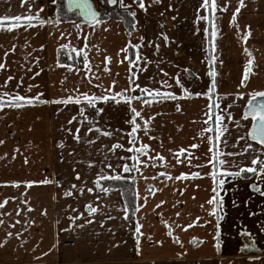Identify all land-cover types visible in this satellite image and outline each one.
Here are the masks:
<instances>
[{
	"label": "crops",
	"instance_id": "1",
	"mask_svg": "<svg viewBox=\"0 0 264 264\" xmlns=\"http://www.w3.org/2000/svg\"><path fill=\"white\" fill-rule=\"evenodd\" d=\"M58 2L0 0V16L45 21L0 28V94L38 97L22 107L5 97L0 108V264H264V174L221 176L227 182L217 180L214 192L207 163L217 115L216 146L233 153L222 157L230 171L264 161L244 114L249 96L264 91V0H215L214 21L202 0H143V8L117 0L135 14L131 33L118 19L62 21ZM204 15L211 22L197 19ZM194 32L204 41L196 59L187 46ZM60 51L82 64H61ZM84 95L109 99L90 105ZM141 145L144 153L135 151ZM117 174L134 183L132 219L121 190L103 184ZM213 196L222 202L215 214Z\"/></svg>",
	"mask_w": 264,
	"mask_h": 264
},
{
	"label": "snow or ice",
	"instance_id": "2",
	"mask_svg": "<svg viewBox=\"0 0 264 264\" xmlns=\"http://www.w3.org/2000/svg\"><path fill=\"white\" fill-rule=\"evenodd\" d=\"M26 0H21V3H25ZM57 0H52L53 4H56ZM117 2V0H107V3L109 4H115ZM137 2L139 3V6L141 8L144 7L143 4V0H137ZM238 3L240 5V7L243 6V2L242 0H238ZM68 5L69 8L71 9L72 7H76L79 8L81 10V15L86 16L87 18H89L91 21H93L94 23H99L100 21L97 20V16L99 15V13L97 11H94L92 9V6L88 3V0H68ZM226 6V5H225ZM201 7L204 8L206 11L209 10V8L211 9V21H214L215 16L214 13L216 12L217 8L219 7L215 0H202V4ZM240 7H237L235 9V11L233 12L232 15V19L233 21H235V17H236V13H238L240 11ZM38 11H42V9H39ZM131 15H135L134 13H131ZM197 19H203L204 21H210V16L209 15H204L203 17H197ZM33 20H36L41 26H43V24L45 23L44 20L40 19L39 16H32L31 14L24 16V15H16V16H0V28H6L7 30H12V29H16L18 27H20L21 25H26V26H34L33 25ZM210 21V22H211ZM7 22V23H5ZM205 32L207 34L208 29L205 28ZM218 33V27L212 23L211 24V36L213 39H215V37L217 36ZM250 33H245L244 38L246 39L247 36ZM211 44V42H210ZM214 46H210L209 48V52L211 53V51L213 50ZM245 51L247 52L248 50L245 49ZM7 55V54H5ZM249 59L245 65L244 68V76L241 80V84L243 85L245 80L247 79L249 73L251 72V68H252V64H253V60L251 58V54L249 53ZM213 60H215V56H212V58L209 60V65L212 64ZM85 65H87L88 61L85 59L84 61ZM5 65L3 63H0V69L4 68ZM208 75L210 77H215L216 73L214 70H210ZM12 77H8V80H11ZM177 83H179V81H177ZM5 84H7V81H5ZM214 83L209 86L208 88V93H212L214 91ZM142 91H149L148 89H142ZM151 94L155 95V96H169L170 93H163L161 94L159 91H153ZM207 94V93H206ZM117 96H120V93L116 94ZM197 95H199V93H197ZM238 96H243V93H237ZM264 97V91H260V92H254L249 96V100H248V104H247V111L245 113V115H251L253 121H258V123H254L253 124V131L250 133V135L252 136V138L254 140H258L260 144L264 145V99H260L257 100L256 97ZM5 97L8 98L7 100V105L11 106V107H22L24 105H30L33 104L38 97H25L23 95H20L19 93H17L16 95H10L8 92H3L2 94H0V108H3L6 106V102H5ZM73 98L72 97H68L66 100H62V101H55L58 103H67L69 101H71ZM83 99L87 100L88 103L90 105H92L96 100L99 99H103V100H107L109 99V97L107 96H102V97H96V96H91L89 97L88 95H84ZM126 99H132V97H126ZM77 103H79V98H77L76 100ZM218 107V105H217ZM131 111L133 113H135L136 116H139L140 113L136 112L135 109H131ZM231 118V117H229ZM222 120V117L220 115L216 116V135L215 137H209L210 140L213 141V145L212 147L209 149V152L212 153L211 159L207 162L208 164L211 165L212 170L209 173L213 179V191L215 192L216 190V181L219 180L220 185H223L224 183H226L227 181L225 179H220L221 176L224 177H240L242 173L248 172V173H256V175L258 176V178L261 176V174H264V161L258 160V159H253L251 161V165L252 166H248L245 168H240L237 171H230L229 169L231 167H234V165H230L229 162L225 159H223V156H227V155H233V153H222L219 151V149L216 146V141H219L220 136L222 134V126L220 125V121ZM69 123H71V121H69ZM132 124H133V128H132V132L134 133L136 131V128L138 127V125H136L135 119L132 120ZM147 127V121H145V128ZM210 129H205L204 131H209ZM78 131V130H77ZM105 135H109L110 133L105 132ZM130 135V140L134 141L135 137ZM78 139V137H76ZM0 143H3V141H0ZM113 147H122L121 145H113ZM147 145H141L140 148L135 149V151H138L140 153H144L145 149L147 148ZM129 151H133V149H129ZM133 160H136L137 157L133 156L132 157ZM256 165H259V171L257 172ZM134 167V166H133ZM124 170L128 171L129 170V166L128 165H124ZM182 176L184 174H181ZM77 178H79V174H77ZM112 180H120L123 179L119 174L114 175L112 177H110ZM47 182V181H44ZM18 183V182H13ZM24 183H26L27 185H31L33 183H39L37 181H25ZM108 189H105V191H107ZM259 187L257 186V191H259ZM91 191V189H90ZM264 194V193H262ZM65 195H70V193L66 192ZM161 203H163V201H161ZM208 203L210 205H216V207H214L212 209L211 214H215L217 211V208L222 206V202L220 199H218L217 196H213L211 199L208 200ZM91 211H95V209H91ZM135 213L133 212V215ZM177 215H179L177 213ZM199 219V218H197ZM219 219L220 217L217 216V232H216V238L217 240H219V236H220V228H219ZM140 224L137 223L136 225V233L142 235V233H140ZM187 227V226H186ZM264 230V229H262ZM169 235H172L171 232H169ZM175 239V238H174ZM176 242L179 243V240L176 239ZM137 243L139 246V235H137ZM157 243H161V241H157ZM218 246V245H217Z\"/></svg>",
	"mask_w": 264,
	"mask_h": 264
},
{
	"label": "trees",
	"instance_id": "3",
	"mask_svg": "<svg viewBox=\"0 0 264 264\" xmlns=\"http://www.w3.org/2000/svg\"><path fill=\"white\" fill-rule=\"evenodd\" d=\"M58 12L60 15V20L69 21L74 18L73 15L67 14L64 9V0H59L58 2ZM97 11L100 14V19H118L123 21L126 26L128 33H131L134 26V19L130 13L122 11L115 4L107 3V0H97ZM59 62L66 65L80 66L82 64L81 58H75L72 56H67L65 51H60ZM104 185L119 188L122 192L124 202L127 209V218H133V212L135 213V192L134 183L127 180H112L106 181Z\"/></svg>",
	"mask_w": 264,
	"mask_h": 264
},
{
	"label": "water",
	"instance_id": "4",
	"mask_svg": "<svg viewBox=\"0 0 264 264\" xmlns=\"http://www.w3.org/2000/svg\"><path fill=\"white\" fill-rule=\"evenodd\" d=\"M88 3L92 6V9L94 10V11H97V9L95 8V6H94V3H93V1L92 0H88ZM64 7H65V10H66V12L67 13H69V14H76L84 23H87V24H92V23H94L93 21H91L89 18H87L86 16H83V15H81L80 13H81V10L79 9V8H76V7H72L71 9L69 8V5H68V0H64ZM98 12V11H97ZM99 13V12H98ZM99 16H100V14L97 16V20H98V18H99ZM257 100H260V99H264V97H257L256 98ZM246 111H247V107L245 108V110H244V114L246 113ZM247 117H251V115H246ZM254 123H258V121H254L253 122V124ZM253 124H252V127H251V130H250V133L253 131ZM250 137L252 138V136L250 135ZM253 139V138H252ZM256 141H258V140H256ZM259 142V141H258Z\"/></svg>",
	"mask_w": 264,
	"mask_h": 264
},
{
	"label": "rangeland",
	"instance_id": "5",
	"mask_svg": "<svg viewBox=\"0 0 264 264\" xmlns=\"http://www.w3.org/2000/svg\"><path fill=\"white\" fill-rule=\"evenodd\" d=\"M94 1V3H95V5H96V7H98L97 6V0H93ZM193 36H191V37H189V36H187V46H189L190 44L192 45V53H193V58L194 59H196V58H198V57H200V54H201V52H203L204 51V49L202 48V44H203V42H202V44H201V40H200V37L198 36V34L197 33H193L192 34Z\"/></svg>",
	"mask_w": 264,
	"mask_h": 264
}]
</instances>
